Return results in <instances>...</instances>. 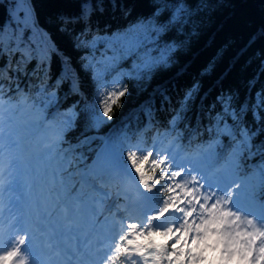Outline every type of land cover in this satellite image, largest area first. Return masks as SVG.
I'll return each mask as SVG.
<instances>
[{"label": "snow or ice", "instance_id": "1", "mask_svg": "<svg viewBox=\"0 0 264 264\" xmlns=\"http://www.w3.org/2000/svg\"><path fill=\"white\" fill-rule=\"evenodd\" d=\"M12 7L16 27L9 32L7 26L0 25V58L4 59L0 66V214L6 206H12L11 196L6 205L4 194L15 191L19 170L29 151L18 126L11 118L5 121V86L10 89L21 73L27 76V65L36 60L31 74L44 85L41 91L45 107L57 103L55 89L64 82L71 80L72 92L80 91L79 77L69 57H62L61 75L55 88L49 90L53 88L46 83L51 57L59 55L60 50L43 30L26 38L25 31L37 27L32 13L17 12L19 4ZM211 7L208 0H157L148 18L114 36L109 43L120 45L121 59L125 55L136 58L134 71L139 77L169 64L172 53L185 46L180 37L195 35L200 18ZM96 10L90 0H83L77 15H61L54 23L58 31L72 36L74 46L90 47L96 42V37L90 36L91 17ZM76 25L80 26L78 30ZM86 67L91 68L92 63ZM122 76L115 77L109 89L107 80L93 75L97 102L108 120L112 119L113 106L120 107V98L127 93ZM16 89L20 90L19 83ZM194 95L195 86L169 121V133L176 131L179 121L187 119ZM217 101L220 110L206 129L212 137L209 151L214 154L216 146H223L221 137H226L230 175L244 173L255 178L264 199V90L256 94L255 102L238 103L231 93H222ZM68 112L70 115L44 145L46 159L55 162L56 167L38 176L47 195L36 202L31 231L18 221L10 227L24 234L6 237L0 223V264H95L93 255L105 247L109 254L103 264H264V203L259 205V215L241 205L243 181L206 173L171 149L161 151L154 146L145 150L134 144L125 152L123 141L119 146L109 141L111 151L81 169L78 165L83 157L77 156L71 145L61 147L65 133L73 127L74 111ZM249 113L251 122L247 119ZM103 122L96 109L90 127ZM87 142L85 138L81 143ZM186 163L191 166L186 167ZM77 175L80 181L73 180ZM126 181L136 188V200L118 187ZM27 186L31 188V182ZM113 195H123L126 201L114 212L108 206ZM106 208L109 215L101 220ZM34 233L38 234L35 246L31 243L36 239Z\"/></svg>", "mask_w": 264, "mask_h": 264}, {"label": "trees", "instance_id": "2", "mask_svg": "<svg viewBox=\"0 0 264 264\" xmlns=\"http://www.w3.org/2000/svg\"><path fill=\"white\" fill-rule=\"evenodd\" d=\"M82 2L0 0V25L7 26L9 32L16 27L12 19L16 12L12 6L19 4L16 11H30L37 26L26 30L25 37L33 38L38 29L43 30L60 50L59 55L51 57L50 75L46 83L53 88L49 90L55 88L56 80L61 75L62 57L71 59L74 74L80 81L78 93L72 92L71 80L62 83L55 89L57 103L45 107L46 98L41 91L44 85L36 75L31 74L37 64L36 60H32L27 65V76L21 73L17 80L12 81L10 89L5 86L2 107L12 102L16 104L13 112L38 108L51 120L56 130L70 115L68 110L73 109V127L65 133V143L61 147L71 145L75 154L83 157L78 165L81 169L89 166L97 153L110 145L109 141H116L118 146L123 141L125 152L134 144H139L145 150L154 146L161 150L160 147L169 146L172 140L187 151L207 152L212 137L206 129L220 110L217 97L222 93H231L238 103L255 102L256 94L264 90V8L255 0H208L212 7L200 18L196 34L180 37L185 41V46L172 53L169 64L155 67L139 77L134 71L136 58L125 55L121 59L120 45L109 41L148 18L157 0H90L97 6L91 17L90 34L96 37V42L90 47H76L72 36L58 31L54 21L61 15H77ZM79 27L76 25L77 30ZM35 39L39 40V37ZM105 52L116 55L111 56L109 61L103 58ZM152 54L158 55L155 51ZM88 62L92 63L91 68L86 67ZM3 63L4 59L0 58V66ZM94 74L107 80L109 89L113 87L111 81L123 74L122 84L127 86V93L120 98V107L113 106L111 120L103 116V109L97 102ZM17 83L19 91L16 89ZM194 86L195 95L186 112L187 119L179 121L176 131L169 133V121ZM96 109H99V116L104 122L90 127ZM247 119L251 122V113ZM177 136L178 140L175 139ZM85 138H88V142L81 143ZM221 140L223 146H216L214 158L208 160L227 164L228 140L226 137H221ZM73 180L80 181L78 175ZM252 194L258 203H264L257 187ZM123 204V195H113L108 201V206L115 210Z\"/></svg>", "mask_w": 264, "mask_h": 264}, {"label": "rangeland", "instance_id": "3", "mask_svg": "<svg viewBox=\"0 0 264 264\" xmlns=\"http://www.w3.org/2000/svg\"><path fill=\"white\" fill-rule=\"evenodd\" d=\"M119 45V44H117ZM116 55V53L105 52L103 58L111 60V56ZM20 103H23V100H20ZM15 103H10L3 107L4 109V118L5 121L9 118L16 124L21 132V135L25 138L26 143L29 147L28 153L25 155V158L22 162L21 168L19 170V183L17 186L22 188V192L27 197L29 206L34 213L36 211L35 205L36 202L41 200L44 196L47 195L43 187V181L38 179V176L43 173L45 170L51 171V169L56 167L55 162L49 161L45 157L44 145L48 143L55 135L57 131L51 122L50 119L45 117L38 108L33 107L31 110L26 112H13ZM31 133H33L31 135ZM32 136V137H31ZM172 144V146L170 145ZM167 148L160 147L161 151L164 149H171V151L178 153L181 159H191L197 166H199L206 173H217L224 176L226 179L243 181V187L241 190V205L250 208L252 211L256 212L257 215L260 214L259 205L257 199L252 194V191L256 187V179L241 173L240 176L230 175L229 165L222 164L215 166V161L212 164H209L208 158H214V154L207 152H186L183 148H179L177 144L172 140ZM174 147V148H172ZM112 145L102 148L96 155L95 161H97L98 156L103 153L111 151ZM211 159V161H212ZM216 164H218L216 162ZM186 167H190V164H185ZM78 179L80 177L78 176ZM31 182L32 187L29 188L27 185ZM138 184V180L136 182ZM123 188L120 190L123 191L128 197L132 200H136V188L132 189V182L126 181L123 184ZM140 191H143L141 188ZM11 196V204L15 205L16 199L15 196L11 193L5 192L4 200L6 205L8 204L9 198ZM254 197V198H253ZM6 206L0 214V223H3L5 229L8 226V221L6 219V213L9 211V208ZM115 208H111V211L114 212ZM105 215H109L107 208L105 209L103 215L100 217L101 220L104 219ZM122 215V213H121ZM108 250V249H107ZM103 253V252H102ZM2 254V253H0ZM103 264V263H102Z\"/></svg>", "mask_w": 264, "mask_h": 264}, {"label": "bare ground", "instance_id": "4", "mask_svg": "<svg viewBox=\"0 0 264 264\" xmlns=\"http://www.w3.org/2000/svg\"><path fill=\"white\" fill-rule=\"evenodd\" d=\"M16 192H17V194H18V196H19V198H18L19 201L16 202V204L13 206V210L16 209L17 213H19V212L22 211L24 208L27 209V206L25 205L24 195H23L21 189H20V188H17V189H16ZM21 197H23V200H20ZM23 205H24V206H23ZM18 211H19V212H18ZM26 214H27V213H25V215H26ZM25 215H24L22 218L25 219ZM26 217H28V216L26 215ZM29 221H30L29 218H28V219H25L23 222H22L21 219H20V222L23 223V226H25L26 228H28V230L31 231V229H29V225H30V222H29ZM10 224H11V223H10ZM36 235H37V234H34V236H36ZM31 243H32L33 246H35L36 243H37V239H33V241H32Z\"/></svg>", "mask_w": 264, "mask_h": 264}, {"label": "water", "instance_id": "5", "mask_svg": "<svg viewBox=\"0 0 264 264\" xmlns=\"http://www.w3.org/2000/svg\"><path fill=\"white\" fill-rule=\"evenodd\" d=\"M258 5H261L264 8V0H255Z\"/></svg>", "mask_w": 264, "mask_h": 264}]
</instances>
